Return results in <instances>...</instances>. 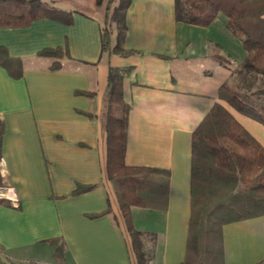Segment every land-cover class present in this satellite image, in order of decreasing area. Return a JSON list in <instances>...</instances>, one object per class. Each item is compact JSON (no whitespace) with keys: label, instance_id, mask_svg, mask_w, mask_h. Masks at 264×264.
<instances>
[{"label":"crops","instance_id":"1","mask_svg":"<svg viewBox=\"0 0 264 264\" xmlns=\"http://www.w3.org/2000/svg\"><path fill=\"white\" fill-rule=\"evenodd\" d=\"M40 1L62 19L0 28V258L18 264H132L123 228L111 215L88 216L117 205L104 177L100 117L109 70L122 68L124 161L169 172L165 207L131 206L132 224L152 237L144 239L152 251L148 264L181 263L193 129L220 103L264 147V125L218 96L223 83L236 82L246 54L241 39L228 29L223 12L198 26L176 20L174 0H130L122 37L110 20V44L130 52L102 51L101 28L112 14L104 2ZM57 47L68 56L51 68L54 58L38 53ZM79 185L90 188L74 193ZM222 250V264L263 260L264 215L225 223Z\"/></svg>","mask_w":264,"mask_h":264},{"label":"trees","instance_id":"2","mask_svg":"<svg viewBox=\"0 0 264 264\" xmlns=\"http://www.w3.org/2000/svg\"><path fill=\"white\" fill-rule=\"evenodd\" d=\"M95 1L99 5L104 2L106 10H112L110 20L122 37L125 9L130 0ZM219 12L226 15L228 29L241 39L246 54L237 69L236 82L223 83L218 96L235 111L264 125V0H174L177 21L208 26ZM38 18L62 19L54 7L40 0H0V28L24 27ZM110 33L109 25L104 23L100 33L102 51L130 52L112 46ZM38 54L54 58L51 68H56L60 57L68 56L67 50L59 47L43 48ZM123 77L124 69L109 70L100 117L106 143L104 177L115 192L117 205L113 209L108 203L105 210L88 216L111 215L114 223L123 228L132 264H148L152 251L145 248L144 239L150 235L133 226L130 207L164 208L169 172L124 161L127 104L121 90ZM88 188L79 185L74 193ZM261 215H264V147L225 106L215 103L191 134L190 216L185 259L179 264H222V226ZM57 253L58 257L62 254L59 245ZM0 264L18 263L0 258ZM255 264H264V259Z\"/></svg>","mask_w":264,"mask_h":264},{"label":"rangeland","instance_id":"3","mask_svg":"<svg viewBox=\"0 0 264 264\" xmlns=\"http://www.w3.org/2000/svg\"><path fill=\"white\" fill-rule=\"evenodd\" d=\"M115 3H118V0H116ZM105 23L108 24L109 25V28H110V17H107V19L105 20ZM116 29H117V32L116 33H117V35H119V28L117 26H116ZM110 30H111V28H110Z\"/></svg>","mask_w":264,"mask_h":264}]
</instances>
